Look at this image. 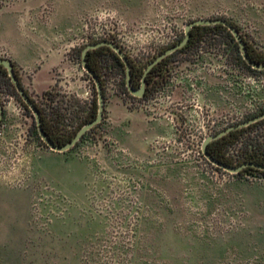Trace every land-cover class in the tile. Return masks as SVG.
Masks as SVG:
<instances>
[{"label": "rangeland", "instance_id": "obj_1", "mask_svg": "<svg viewBox=\"0 0 264 264\" xmlns=\"http://www.w3.org/2000/svg\"><path fill=\"white\" fill-rule=\"evenodd\" d=\"M27 1L0 0V10ZM78 1V24L62 39L73 69L49 93H29L49 117L62 112L69 131L98 97L82 64L88 44L113 41L145 70L192 21L224 18L264 52V0ZM100 60L104 118L65 152L0 87V264H264V174L220 169L202 150L208 136L264 112V73L240 65L220 33L176 53L143 97ZM243 138L264 150V121Z\"/></svg>", "mask_w": 264, "mask_h": 264}, {"label": "crops", "instance_id": "obj_2", "mask_svg": "<svg viewBox=\"0 0 264 264\" xmlns=\"http://www.w3.org/2000/svg\"><path fill=\"white\" fill-rule=\"evenodd\" d=\"M47 1L54 7L45 20L40 7ZM79 7L78 0H30L0 10V49L20 70L21 82L30 94H44L63 85L62 77L73 69L62 39L64 31L78 24Z\"/></svg>", "mask_w": 264, "mask_h": 264}, {"label": "trees", "instance_id": "obj_3", "mask_svg": "<svg viewBox=\"0 0 264 264\" xmlns=\"http://www.w3.org/2000/svg\"><path fill=\"white\" fill-rule=\"evenodd\" d=\"M233 24L237 27V25L235 23H233ZM237 28L239 29V27H237ZM215 33H220V34L224 35L225 37H227V39L229 40V44L233 47V50H234L235 55L237 57L238 63L240 65L246 67L248 70H250L254 73H264V69L263 70L255 69L245 61V59L242 56L239 44L236 41L234 35L232 34L231 30L228 27H226L223 24H202V25H196V26L192 27L191 37H190V40L187 43V45H185L183 48L179 49L178 51H176L173 54H170L169 56L164 58L161 62H159L157 65H155L150 70V72L146 76V83L149 85L153 80L156 79L155 78L156 75H158L159 77H163L161 75L162 66L165 65L169 60H171L176 53L182 52V51L188 49L189 47L196 45L197 42L199 40H201L203 37H205L209 34H215ZM242 37H243V35H242ZM243 39L246 43V47H247V50H248V53H249L251 59L257 63L264 64V52L259 51L256 48H254L244 37H243ZM96 59H101L100 61L104 65V67H107L110 70H113L116 68V69H121V70L126 71V66H125L124 61L111 47L104 45V46H100L98 48L89 50L87 53V63L96 72V74L101 79L103 88H104V84H103L102 76L100 74V69H99L100 63L98 64L96 62ZM129 60L131 63V71H132V85L137 86L139 83L142 82V78H143L145 70L140 69V67H137L130 58H129ZM14 69H15V72H16L18 78L20 79L15 65H14ZM125 76H126V73H125ZM20 81H21V79H20ZM156 81L157 80H155L154 82L156 83ZM22 86H23V84H22ZM0 87H4V88L8 89L9 92L16 95L22 101L24 106L27 109H29L28 105L23 101V99L21 98V96L17 92V89H16L14 83L12 82L11 77L9 76L7 68L3 65H0ZM125 89L127 91H129L127 84H126V80H125ZM25 90L29 94V92L26 88H25ZM47 93H49V91L46 92V94ZM32 100L35 102L36 106L40 110L41 119H42V127H43L44 131L46 132L47 136L49 138H51L57 145H64V144L68 143L69 141H71L73 139V137L77 134V132L86 123H88V122H90L96 118L97 113H98V107H99L98 106V97H94L93 102L91 104L89 116H87L78 125L77 128L69 131L67 129H64L63 126L61 125V123H62L61 122L62 121L61 116L63 115L62 112H56V113L54 112V116L49 117L47 115V113L44 111V109L39 105V103L37 101H35V99H33V98H32ZM262 121H264V119H262L258 122H255V123H253L247 127H243L240 129L233 130V131L229 132L228 134H226L225 136L211 141L207 147L208 152L212 156L217 158L218 160L226 162V163L231 164V165H240V164L245 163V162H256V163L264 164V150L262 149V145H260L258 142H254L252 140V138L251 139L250 138H248V139L243 138L244 133L248 129L252 128L253 126H255L259 123H261ZM98 125H96V126H98ZM95 127H93V128H95ZM36 128H37V126H36ZM91 130H89V131H91ZM36 134L41 139V136L39 135L38 129H36ZM84 136H83V138H84ZM239 141H243V145H242L243 152H241L239 154H231L230 149ZM78 143L76 145H78ZM220 169H222V168H220ZM242 171L250 172V173L259 172L261 174H264V170H261V169L255 168V167H251V166L246 167Z\"/></svg>", "mask_w": 264, "mask_h": 264}, {"label": "water", "instance_id": "obj_4", "mask_svg": "<svg viewBox=\"0 0 264 264\" xmlns=\"http://www.w3.org/2000/svg\"><path fill=\"white\" fill-rule=\"evenodd\" d=\"M202 24H223L226 27H228L231 30L232 34L234 35L236 41L238 42L242 56L245 59V61L255 69H259V70L264 69V64L257 63L251 59V57L248 53L247 47H246V43H245L241 33L239 32V29L232 22H230L224 18H201V19H197V20H194L191 23H189L186 26L185 37L183 38V40H181L179 43L175 44L174 46H172V47L168 48L167 50H165L164 52H162L159 56H157L147 66V68L145 69L143 78H142L141 86L139 88H134L132 85L131 63H130L128 56L124 53V51L121 49L120 46H118L115 42L109 41V40H103V41L95 42L92 44H88L82 50V64H83V68L90 74V76L92 77V79L94 80V82L96 84L97 95H98V106H99L98 107V113H97V116L95 119L86 123L77 132V134L73 137V139L64 145H57L51 138H49L47 136L46 132L44 131V129L42 127V119H41L40 110L36 106L35 102L32 100V97L30 96V94H28L26 92L24 86H22V83H21L20 79L18 78V76L15 72L14 63L12 62V60L10 58H0V65H3L7 68L9 76L11 77L12 82L14 83V85L17 89V92L19 93V95L21 96L23 101L28 105L29 109L32 111V113L35 117L36 126L38 129L39 135L41 136V139L46 143V145L50 149H52L54 151H58V152H65V151H68L71 148H73L89 130H91L93 127H95L96 125L101 123L103 118H104V110H105L104 90H103L101 79L99 78V76L96 74V72L87 63V53L89 50H92V49H95V48H98V47L104 46V45L111 47L121 57V59L125 63V66H126V84H127L129 91L134 96L143 97L145 92H146V76L148 75L150 70L155 65H157L159 62H161L164 58H166L170 54H173L174 52L178 51L179 49H181L185 45H187V43L189 42L190 37H191L192 27H194L196 25H202ZM3 116H4V108H3V105L0 101V121L2 120ZM262 119H264V112L254 116V117H252L246 121L231 125V126L225 128L224 130L220 131L216 135L208 136L204 140L203 146H202L204 156L213 165H215L219 168H222V169H224L228 172H231V173H239L243 169H245L246 167H249V166L264 170V164H260V163H256V162H245V163H242L240 165L228 164V163L220 161L217 158H215L214 156H212L208 152V149H207L208 144L211 141L219 139V138L225 136L226 134H228L229 132H231L233 130L240 129L243 127H247V126H249L255 122H258Z\"/></svg>", "mask_w": 264, "mask_h": 264}, {"label": "built area", "instance_id": "obj_5", "mask_svg": "<svg viewBox=\"0 0 264 264\" xmlns=\"http://www.w3.org/2000/svg\"><path fill=\"white\" fill-rule=\"evenodd\" d=\"M8 3V2H6ZM6 56V52L2 49H0V57H5Z\"/></svg>", "mask_w": 264, "mask_h": 264}]
</instances>
